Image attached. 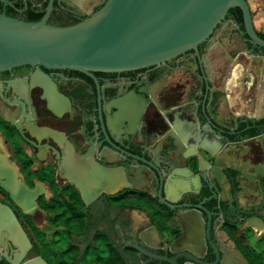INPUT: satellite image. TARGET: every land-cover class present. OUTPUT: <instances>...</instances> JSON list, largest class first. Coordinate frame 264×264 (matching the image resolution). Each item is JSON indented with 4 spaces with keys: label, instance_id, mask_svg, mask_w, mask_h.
Instances as JSON below:
<instances>
[{
    "label": "water",
    "instance_id": "1",
    "mask_svg": "<svg viewBox=\"0 0 264 264\" xmlns=\"http://www.w3.org/2000/svg\"><path fill=\"white\" fill-rule=\"evenodd\" d=\"M51 7L52 0L39 17L0 6V120L14 127L88 202L108 203L156 188L154 194L168 202L172 197L165 182L183 150L200 139L198 93L206 96L207 126L221 141L264 132V38L254 27L247 0H105L76 22L49 20ZM225 23L243 28L254 47L238 61L235 76H243L237 103L212 92V72L205 62L179 64L188 55L208 54ZM21 67L129 91L128 97L101 111L96 129L65 101L59 78L2 75ZM210 172L200 168L203 184L222 190L220 177L212 170L211 179ZM0 184L33 213L38 186L29 187L16 165L1 156ZM204 202L180 205L194 209L183 214L189 222L187 237L193 243L197 238L210 242L204 257L192 245L172 252L124 241L139 248L131 256L110 229L108 236L126 264H249L230 238L212 240L210 219L205 224L202 217V211H209ZM7 212L12 234L21 246L29 245L14 213ZM82 252L83 247L75 264ZM22 264L48 263L38 255Z\"/></svg>",
    "mask_w": 264,
    "mask_h": 264
},
{
    "label": "flooded vegetation",
    "instance_id": "2",
    "mask_svg": "<svg viewBox=\"0 0 264 264\" xmlns=\"http://www.w3.org/2000/svg\"><path fill=\"white\" fill-rule=\"evenodd\" d=\"M49 1L0 0V6L22 15L33 8L43 15ZM104 1L52 0L48 19L61 14L79 20ZM255 29L261 37L263 32ZM251 49L254 47L243 28L225 23L222 37L217 45H210L208 54L188 55L180 59L179 64L205 62L212 72V92L227 102L237 103L243 76H235L238 61L248 57ZM2 75L59 78V86H65V101L72 103L71 109H77L82 119L91 120L96 129L100 112L124 102L129 93L37 67L2 71ZM194 101L200 139L183 150L175 172L165 182L169 196L179 197L177 200L168 198V202L154 194L157 188L108 203L88 202L69 180L36 155L14 127L0 120V156L16 165L29 187L39 188L36 207L29 213L0 184V264H22L38 255L48 264H75L81 247L79 264H105L112 252L121 257L108 236V229L115 240L122 241V249L131 256L138 254L139 248L125 245L124 241L172 252L192 245L197 256L204 257L210 242L205 238L204 243H200L197 238V243H193L187 237L186 224L189 222L183 214L194 209L180 207L183 203L202 200L209 210L202 211V217L205 224L210 219L212 240L226 236L249 264H264V132L223 142L207 126L205 94L198 93ZM200 168L210 170L211 179L212 170H215L223 184L222 190L203 184ZM148 196L153 200L147 202ZM8 210L14 213L25 231L29 245L25 242L21 246L12 234ZM133 210H137L140 217L134 215ZM45 211L51 212L48 219L56 227L53 237L45 234L38 221V215ZM54 243L64 250L59 251Z\"/></svg>",
    "mask_w": 264,
    "mask_h": 264
},
{
    "label": "trees",
    "instance_id": "3",
    "mask_svg": "<svg viewBox=\"0 0 264 264\" xmlns=\"http://www.w3.org/2000/svg\"><path fill=\"white\" fill-rule=\"evenodd\" d=\"M25 16H42V12L36 11L33 8H29L27 10V12L24 14ZM49 20H55V21H60V22H76L78 20H72L69 19L66 16H62L61 14H57L55 16L50 17ZM261 37L264 38V33H261ZM153 197L152 196H148L147 198V202L148 201H152ZM68 264V263H67ZM105 264H125L123 259L117 254V252H112L109 254V256L107 257Z\"/></svg>",
    "mask_w": 264,
    "mask_h": 264
},
{
    "label": "crops",
    "instance_id": "4",
    "mask_svg": "<svg viewBox=\"0 0 264 264\" xmlns=\"http://www.w3.org/2000/svg\"><path fill=\"white\" fill-rule=\"evenodd\" d=\"M253 17L254 26L264 33V0H247ZM254 10L256 12L254 13ZM251 55V54H250ZM249 55V56H250ZM235 83V79L233 80ZM235 100H232V102ZM141 214L136 210V216L140 217Z\"/></svg>",
    "mask_w": 264,
    "mask_h": 264
},
{
    "label": "rangeland",
    "instance_id": "5",
    "mask_svg": "<svg viewBox=\"0 0 264 264\" xmlns=\"http://www.w3.org/2000/svg\"><path fill=\"white\" fill-rule=\"evenodd\" d=\"M256 12V10H254V13ZM134 215H136V210H133ZM51 212L49 211H45V212H41L38 215V221L40 222V226L41 228L44 230L45 234L48 237H53L54 236V231H55V226L53 224H51L49 222V216H50ZM61 231V230H60ZM55 248H58L59 251H63L64 248L61 246H59L58 244L54 243Z\"/></svg>",
    "mask_w": 264,
    "mask_h": 264
}]
</instances>
